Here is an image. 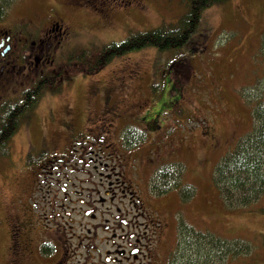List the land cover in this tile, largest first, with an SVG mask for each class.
<instances>
[{
	"label": "rangeland",
	"instance_id": "obj_1",
	"mask_svg": "<svg viewBox=\"0 0 264 264\" xmlns=\"http://www.w3.org/2000/svg\"><path fill=\"white\" fill-rule=\"evenodd\" d=\"M123 1L13 0L8 21H27L28 26L37 30L38 23L41 26L50 19L52 24L57 19L66 33V51L72 49L76 54L87 51L94 55L103 45L122 41L130 33L176 23L185 8V0ZM191 44H199L193 54L188 51ZM179 57L187 58L188 71L184 68L181 74L177 76L173 72L171 77L174 61ZM61 62H68L67 57L62 56ZM263 75L264 0H226L204 12L199 31L184 49L162 53L147 47L115 57L95 74L67 71L56 88H48L46 98L39 104L36 115L40 120L34 118L37 122L50 121L52 125L44 133L49 142L60 139L62 146L66 135L61 131L54 133L53 127L67 122L65 105L73 106L78 117L83 118L89 84H96L103 91L125 88L134 110L140 108L137 104L140 101L145 108L143 115L161 118L160 123L165 122V129H170L174 150L165 153L168 159L162 163H181L182 181L196 191L193 198L184 201L175 189L167 200L156 203L157 217L167 230L168 246L176 245L183 227L193 226L221 238L253 244L249 254L226 264H264V199L250 207L230 209L213 182L219 159L253 126L251 103L245 97L248 91L255 90L253 99L257 103L264 101ZM50 111L55 116L53 122L48 120ZM34 128L35 125L30 132L20 131L9 142L10 149L7 145L9 154L0 155V264L11 262V233L17 221L27 224L30 213L31 221H36V234L41 224L47 230L52 228L49 221L40 220L38 208L30 206L35 202L40 204L29 197L33 175L28 172V167L37 162L39 150L34 146L26 157L23 152L29 142L33 143L30 138L37 134ZM141 188H145L144 183ZM52 194L46 192L41 205L46 214ZM78 220V230L83 235L92 223L83 217ZM76 243L81 244V240ZM86 243L77 247L78 254L85 253ZM100 247L110 249L107 244Z\"/></svg>",
	"mask_w": 264,
	"mask_h": 264
},
{
	"label": "flooded vegetation",
	"instance_id": "obj_2",
	"mask_svg": "<svg viewBox=\"0 0 264 264\" xmlns=\"http://www.w3.org/2000/svg\"><path fill=\"white\" fill-rule=\"evenodd\" d=\"M11 4L0 0V141L8 120L14 123L19 115L20 119L30 115L5 137L10 142L35 125L37 134L30 138L33 145L29 142L23 151L26 157L35 147L39 150L28 172L33 175L29 197L40 204L34 201L30 206L37 207L40 220L46 219L52 228L41 224L36 234L30 213L27 224L17 221L11 233L10 264H39L36 259L40 264H172L177 245L168 246L167 230L156 208L170 195L152 191L155 166L174 150L170 129L160 123L161 118L143 115L145 108L135 99L140 108L134 110L125 88L103 91L89 84L86 115L79 118L73 106L65 105L67 122L53 130L61 131L66 139L62 146L60 139L49 142L44 131L52 123L37 122L34 116L40 120L36 115L39 104L48 88L58 86L45 83L52 67L64 64L62 56L68 60L76 52L66 51V33L57 19L52 24L50 19L44 25L38 23L37 30L27 21L9 22ZM33 93L42 95L28 113L24 108L33 106ZM49 114L53 122L55 116L52 111ZM51 191L46 214L41 205ZM78 217L92 223L83 235ZM79 239L81 244L76 243ZM85 242L88 248L78 254L77 247H84ZM101 244L110 249L103 250Z\"/></svg>",
	"mask_w": 264,
	"mask_h": 264
},
{
	"label": "trees",
	"instance_id": "obj_3",
	"mask_svg": "<svg viewBox=\"0 0 264 264\" xmlns=\"http://www.w3.org/2000/svg\"><path fill=\"white\" fill-rule=\"evenodd\" d=\"M12 1L1 0V4H9ZM224 1L226 0H185V8L176 23L130 33L122 41L103 45L94 55L88 54L87 51L74 53L68 62L52 67L46 77L48 81L45 83H48L49 87L58 85L59 80L69 70L95 74L115 57L147 47H154L162 53L184 49L199 31L204 12L212 5ZM197 46L199 44H191L189 53L193 54ZM187 61L186 57L176 59L171 69V77L173 72L177 76L183 72L182 70L186 69L187 72ZM167 68H170L169 65ZM254 91H248L245 97V101L251 103L253 126L234 141L226 154L219 159L213 172L214 185L230 209L250 207L264 199V101L257 103L253 99ZM40 95L42 93H33V106L24 108L25 112L29 113L31 108L36 106ZM19 116L18 122L17 119L14 123L8 120L9 123L3 125L4 137L0 141V155L9 154L7 152L9 141L5 136L18 129L22 119L28 120L30 117L29 114L23 115L21 119ZM182 168L181 163L178 165L169 163L156 168L152 177L153 192L164 195L178 189L184 201L193 198L195 188L182 181ZM181 230L183 233L180 231L178 234L172 264H226L231 259L249 254L253 249V244L245 240L221 238L212 232L202 231L193 226L183 227Z\"/></svg>",
	"mask_w": 264,
	"mask_h": 264
}]
</instances>
